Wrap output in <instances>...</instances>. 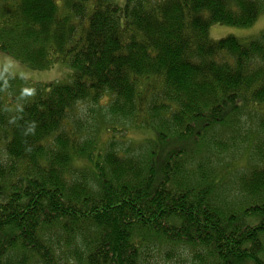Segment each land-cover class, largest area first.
Wrapping results in <instances>:
<instances>
[{
	"label": "trees",
	"instance_id": "1",
	"mask_svg": "<svg viewBox=\"0 0 264 264\" xmlns=\"http://www.w3.org/2000/svg\"><path fill=\"white\" fill-rule=\"evenodd\" d=\"M262 13L0 0V51L72 70L45 85L0 70V264H264V33L209 36ZM84 105L107 111L94 134Z\"/></svg>",
	"mask_w": 264,
	"mask_h": 264
},
{
	"label": "rangeland",
	"instance_id": "2",
	"mask_svg": "<svg viewBox=\"0 0 264 264\" xmlns=\"http://www.w3.org/2000/svg\"><path fill=\"white\" fill-rule=\"evenodd\" d=\"M262 33H264V13H262L257 21L249 27H234L219 24L212 25L209 31V36L212 40L215 41L227 37H236L248 42L254 39H258ZM0 70L10 76L21 79L27 84L34 85H45L51 82L67 83L69 82L72 75V70L63 64H57L50 70L45 71L31 70L27 66L4 54L2 51H0ZM90 110L87 105L80 106V112L84 113L83 115H85V119L88 121L87 130L85 132L86 135L94 134L93 131L96 128V122L99 121L100 118H104L105 121L109 120L106 110H102L100 112L98 111L100 114H98L97 112H92V109ZM95 111L97 110L95 109ZM119 133L120 135H122V130ZM148 134L152 133L148 132ZM131 135L134 136L133 133H131ZM244 152L242 153V151H240L228 153L226 154V161H237L236 165L242 166L247 163V156L244 155ZM185 264L191 263L187 260Z\"/></svg>",
	"mask_w": 264,
	"mask_h": 264
}]
</instances>
